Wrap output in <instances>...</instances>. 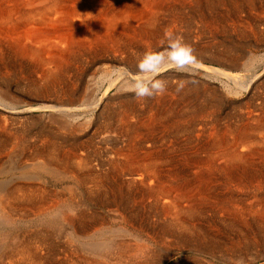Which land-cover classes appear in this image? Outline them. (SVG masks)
<instances>
[{
  "label": "rangeland",
  "instance_id": "374dc122",
  "mask_svg": "<svg viewBox=\"0 0 264 264\" xmlns=\"http://www.w3.org/2000/svg\"><path fill=\"white\" fill-rule=\"evenodd\" d=\"M221 5L222 4H220L219 8L220 12L231 7V5L230 7ZM238 7L241 9L231 7L230 10L225 11L224 13L226 15H223L219 22L220 25L217 27L212 23L213 17H211L212 15L216 16L217 14L214 12L217 11L211 12L205 4L203 5L202 2L197 3L195 0H172V3L166 8L167 10L165 9L166 14L165 12L161 14L160 22L165 25V22L167 23L169 20L168 23L171 22L172 25L168 24L163 27L161 31L162 36L159 37L162 39L163 43L162 41L158 43L159 48L157 47L153 49V47H151L146 49V47H143V44L140 43L142 40L133 39L130 47H128V61L127 59L125 60V58L119 61H111L110 58L107 60L97 58L93 61L94 64L92 62L88 63L91 55L87 54V51L84 52L82 50L80 51V54L74 58L75 60L72 61V64L74 65L72 68L74 71H77V73L80 64H88L87 67H89L86 74L80 77L77 81V87L75 88L74 93H77L79 96L81 90L85 88V84L90 81L88 78L91 73H94L92 85L95 86L97 95L99 90H103L104 82L103 80L98 79V76L102 73L104 68H107L108 72L109 70L111 71L112 69H115V67H122L124 69V76L122 75L123 80L128 81L130 85L123 88H119V85L111 86L101 102L97 101V104H92L93 106L82 107L81 109L78 108L79 111L76 110L78 119L75 121H70L72 118L65 117L63 114H60V116L58 115L59 118L69 120L70 123L66 121L65 124L60 125L58 122L52 121L51 115H53V113L50 110L34 109L27 113H22L20 117L12 116L14 118L13 120L9 119L4 126H0V185L3 187H9L13 184L16 185V183L20 184L26 182L32 185V187L36 185L35 187L38 189V191H35L33 198L34 201L37 202L29 203L27 201L28 204L25 208H21L22 210L20 208H16L17 210L14 209V212L12 211V219L8 220L2 217L1 220L0 218V235L6 236V244L2 250H0V260H3L0 264L23 263L21 257L18 259L20 253L17 255L18 253L15 254V251L12 255L14 257L10 259L8 256L9 249L13 247L15 243L17 244L18 238L26 239L29 237L28 235L35 234L37 230L36 233L40 232L41 229L44 230L45 221L47 222L52 217H56V214H54L55 211L34 208L38 204L50 203L52 200L54 202L56 201V206L59 207H68L73 211L80 210L87 214L93 213V217L90 216L85 218L87 232L90 235H97L100 232H106L108 229L123 225L128 228L130 233L143 238L147 242L149 240V243H152L153 252H156L154 258L150 257L145 260L141 256H136L134 257V260H129L127 264H191L192 262L197 264H264L263 243L258 242V244H262L260 246L257 242L252 241V237L257 233V221L253 219V215L244 213L245 215L239 217V219H233L228 214L224 213L223 210H212L208 207V205H225L230 210L238 211H242V209L249 204H253L255 208L264 207V161L260 160L259 157L254 155L253 164H250V167L247 168V170L250 169V171L246 172L247 174L232 175L233 177H230V175L227 177L222 174V171L217 165L218 162H221L220 159H218V161H215L216 163H214L215 166L212 165V171L210 175L208 174L209 178H201L202 180L198 179L192 183V185L194 184L193 186L199 185L200 190L202 189L206 191V193H209L203 199L204 202H207L205 204L206 207H203L200 210L201 212L197 211L198 215L194 216L199 217L194 218L192 216L190 219L194 220L200 228L203 227L202 229L206 230L208 235H210L209 238H212L213 236L214 239L220 242V247L226 244L228 245L226 242H229V240H238L235 241L233 250H225L228 251L227 253H223L225 255L219 254L220 252H224V249L222 250V248L218 250L215 249V252L218 253H215L214 255L205 251L197 252L189 243L197 240L192 239L187 243L180 237L179 233L184 232L180 231L179 228L173 230L172 233L166 234L163 232V228L166 224L171 223V221L168 216L166 217V215L163 214L161 206L170 204V199L168 196L165 197L161 195H159V199H157L152 191L150 195L149 189L158 183L155 179L151 182L147 179L146 182L141 184L137 179L128 180L130 177L127 174L128 172H135L134 175L138 172H143L137 167V164H134L135 166L133 165L129 169L123 170L122 173L117 174L113 178L109 179V175H106V172L110 170V159L115 158L119 160V157L122 156L121 152L133 139L135 142H143L137 147L139 151L148 149L149 151L161 152L162 155L160 154V158H157V161L163 175H168L169 178H172L174 175L181 178L179 180L181 182L184 180L192 181L196 178L195 176L199 172L206 170V165H209V163L206 164V162H197L192 165V160L196 161L199 159L200 155L203 154V152L199 151V155H196L193 154V151L197 149L196 147L200 145V143H204L208 140L206 137L208 135V128L214 127L215 129V127L223 125L233 126L234 123V125H238L241 121L244 124L252 126V124L255 125L254 123L257 122V119H261L264 116V36L260 34L264 32V0H255L254 5L252 6H247L246 2L243 1L241 7ZM174 10L177 11L175 12ZM171 12L173 13L172 17L177 18L174 21L170 20ZM220 12H217V17L220 15ZM223 19L226 20V24ZM208 29L213 31H211L214 37L213 41L218 43V49L223 48V46L239 47L240 43L242 44V48H250L254 54V61H252L253 64L247 69H231L216 61L209 62L207 60H194V62L205 65L206 67L204 68L188 64L185 61V58L188 60L192 59L187 56L188 53H185L181 49L179 45L180 40H182L183 36L186 34L184 37H187L194 42L212 44L210 42L211 37ZM239 31H243V33L240 35ZM160 55H164L162 59L159 58ZM133 57L135 60H133ZM178 58L182 59V64L179 63L181 60L178 61ZM167 61H171V63L168 64ZM101 63H104V65ZM134 63H138V65L133 68L132 65H134ZM163 63L166 65H163ZM107 64L109 66H107ZM75 66L77 67L74 68ZM211 66L223 68L225 71L233 74L235 77L234 83L228 81L224 74L222 75L220 72L208 68ZM99 67L101 68L99 69ZM131 67L132 69H130ZM156 68L157 72L153 74L152 72L156 70ZM104 78H106V76ZM11 84L13 85V83ZM189 85L200 86L201 90L204 89L203 96L206 97L207 101H211L208 103V105H210L208 106V111L211 114L207 111V113H204L206 117L204 116L201 118V115L203 114L201 113L194 121L196 124L194 127L198 125L203 126L204 131L199 136L192 132L194 131L192 127H190L191 130L184 127V124L188 121V116L178 117L179 132H173L171 135L170 132L166 131V128L161 126L158 122L156 123V127H153V130L150 133H146L141 129L137 131L132 138L128 136L125 130L120 129L121 127L118 125L119 122L117 120L113 121L114 123H104L105 117L113 115L116 112V107L118 108L119 106V99L122 97L128 98L129 100L130 98L135 99L138 97L142 101L137 104V111L141 112V114L138 116V119L137 117L132 116L130 118V122L132 123L141 119L148 120L152 111L156 107L158 108V106L154 105L151 110H146V105L155 104L156 99H164V105L167 106L166 109L170 111L172 110L171 113L178 112V115V106L183 108L185 105V109H189L191 107L190 104L202 107L204 105L202 95L199 97L200 99L193 98V103L192 100L187 101L181 99L183 100V103L185 101L188 103L191 102L190 104L176 103L174 106V100L180 93H178V91L185 88L191 89L192 87ZM170 86L173 87L172 91L169 89ZM12 88L14 87L12 86ZM211 94L215 95L217 100H212L210 97ZM74 96L76 97L77 95ZM20 97L25 100L28 99L29 96ZM32 101L33 104L36 105V100ZM76 103H78L77 105L82 104L80 100H77ZM22 104L23 102L17 103L16 110H21L22 107L26 106ZM168 104H170V106ZM166 109L165 112L170 113V111L167 112ZM40 129H46L49 133L53 134L50 140L54 142L60 153L65 152L70 155L71 152H74L75 154L77 153L78 157L82 156L84 159L88 160L87 162H85V160L83 162L85 167L82 163H79L78 167V165L75 166L76 161L74 162V160H77V157L67 159L71 160L69 161V165L72 169H77L80 177H85L87 175L86 168L90 167L91 169L93 168V171L95 170L94 173H104L108 182L101 186H94L92 185V181L90 183L76 182L71 176V172H68L67 175L59 174V176L56 177L48 174L46 171L34 167V164L40 160L38 157H41L36 156L39 153L38 150L47 149L46 154L53 153L49 145L50 142H47V144L44 140V138L47 139V137L39 135ZM251 138L252 140L258 138L256 140L258 142L260 141L259 139L261 136L255 133ZM49 150L52 153H50ZM138 150L137 152H139ZM185 153H188V156L190 157H188L189 163L183 161L187 160L183 158ZM201 159H203V155L201 156ZM34 160H36L35 163ZM256 161L257 163L262 162L257 164ZM19 166H21V168ZM80 168L83 169L79 170ZM252 169L256 172L258 171L257 174H259H254ZM172 171H178V173H173ZM234 177H236V180ZM258 177L260 178L258 179ZM161 178L162 176H160V181ZM250 179L252 181H250ZM137 183H139V185ZM125 184L128 188L125 187ZM90 185H92V188ZM145 188L149 189L146 190ZM194 192L196 193V191ZM216 195H219L220 197ZM39 197H41V200L35 199ZM18 211L19 213L17 214ZM124 218L126 219L124 220ZM4 219L5 222H7V220L8 222L5 223ZM230 221L231 223H229ZM245 236L252 242L247 244V241L245 242L243 239ZM180 238L183 240L182 242ZM206 238L209 239L208 237ZM37 239L38 238L35 237L34 239L31 238L28 244L30 243L29 245L31 246L34 244V247L32 246L31 248H33L35 253L39 256L43 255L44 260L34 261L31 258H27L25 260L26 262L24 261L26 264H39L40 261V264H76L78 259L82 258L83 249L81 248V245L77 241L67 237V235L60 230H57L53 235L48 237V241L52 243L53 248H49V244L46 245L41 239H39L40 241ZM64 259L67 260L65 261Z\"/></svg>",
  "mask_w": 264,
  "mask_h": 264
},
{
  "label": "bare ground",
  "instance_id": "6f19581e",
  "mask_svg": "<svg viewBox=\"0 0 264 264\" xmlns=\"http://www.w3.org/2000/svg\"><path fill=\"white\" fill-rule=\"evenodd\" d=\"M243 1L246 2L247 6H252L255 3V0H195V2L197 3L202 2L203 5L205 4L211 12H220V4H222L223 6L226 5L228 7H230L231 5V7H234L235 9L239 8L238 6L241 7ZM171 3L172 0H0V126H4L9 119L13 120L14 118L12 116L20 117L22 113H27L28 111H32L34 109L50 110L53 113V115H51L52 121L58 122L60 125L65 124L66 121L70 123L69 120L61 119L58 117V115L60 116V114H63L65 117L72 118V120L70 121H75L78 119V114L76 112L78 108L81 109L82 107L91 106L95 103L97 104V101L101 102L104 99V96L107 94V90L111 86L113 87V85H119V88H123L130 85L128 81L123 80L124 69L122 67H115V69H112L111 71L109 70L108 72L107 68H104L102 73L98 76V79H101L104 82L103 90L101 91L98 88L99 92L97 95L96 88L92 85V78L94 76V73H91L88 78L90 79V81L85 84V88L81 90L79 96L77 93H74L75 88L77 87V81L80 77L86 74L89 67H87L88 64H80V68L77 73V71H74L72 68L74 66L72 64V61H74V58L80 54L81 50L84 52L87 51V54L91 55L88 63H93V61L97 58H103V60H107L110 58L111 61H119L125 58V60L127 59L128 61V47H130L133 39L142 40V42L140 43H142L143 47H146V49H149L151 47H153V49L157 48L159 46L158 43L162 41V39L159 37L162 36L161 31L163 27L171 24V22L168 23V20L167 23L165 22V25H163L162 22H160L161 14L165 12V9ZM230 8L227 10H230ZM227 10L221 11L218 17V13L214 12L217 15L211 16L213 17L212 23H214L218 27L220 25V19L223 17V15H226L224 12ZM172 15L173 13L171 12L170 20L174 21L175 19H177L173 18ZM238 19L240 20L239 17ZM223 21L226 24V20L223 19ZM211 31L209 30V34L211 37L210 42L212 44H201L194 42L193 40L184 37L186 34L183 36V39L180 40L179 45L181 49L185 53H188L187 56L192 59L188 60L185 58V61L188 64L204 68L206 67L205 65L194 62V60H207L209 62L216 61L231 69H247L253 64L252 61H254V54L250 48L244 49L242 48V44L238 42L240 43L239 47L223 46V48L218 49V43L213 41V31ZM239 32L240 35L241 33H243V31ZM260 34L264 36V32ZM163 56L160 55L159 58L162 59ZM133 60H135V58ZM175 60L177 61L176 58ZM178 61H180L179 63H181L182 59L178 58ZM167 63L169 64L171 63V61H167ZM101 64L104 65V63ZM137 65L138 63H134L132 67L134 68ZM163 65L166 64L163 63ZM107 66L109 65L107 64ZM76 67L77 66H75L74 68ZM132 67L130 69H132ZM100 68L101 67H99V69ZM208 68L220 72L222 75L224 74L228 81L234 83L235 77L230 72L225 71L223 68L219 67L217 68L211 66ZM156 72L157 68L152 73L154 74ZM105 76L106 78H104ZM11 83H13V85ZM12 86L14 88H12ZM190 87L192 88H185L181 89V91H178V93H180H177L178 96L174 100V106L176 103L190 104L191 101L189 103L187 102L189 100H192L193 103V98L198 99L202 95V100L204 102V105L202 107L190 104L191 107L189 109H185V105L183 106V108L178 106V115V112L171 113L172 110L170 111L166 109L167 106L164 105V99H156L155 104L146 105V110H151L154 105L158 106V108L156 107L152 111V114L150 115L148 120L141 119L137 120V122L133 121L134 123H132L130 122V118L134 116L138 119V116L141 114V112L137 111V104L142 101L138 97L135 99L130 98V100L128 98L122 97L119 99V106L118 108L116 107V112L114 111L115 113L113 115H109L108 117H105V119L103 117L102 118L104 119V123L107 124L110 122L114 123L113 121L117 120L119 124L117 122L116 123L121 127L120 129L125 130L128 136L132 138V136L141 129L146 133H150L153 130V127H156L157 122L160 123L161 126L166 128V131H169L170 135L173 132H179L178 117L188 116V121L184 124V127H186V129L188 130H191L190 127H192L194 130L192 132H194L195 135L199 136L204 131L203 126L198 125L194 127L196 125L194 121L196 117L201 113H203L201 115V118L205 116L204 113H207V111L209 110L208 106L210 105H208V103H210L211 101H207L206 97L203 96L204 89L201 90L200 86L198 87L197 85H192ZM172 88V86L169 87L171 91L173 90ZM74 95L77 96L75 97ZM20 96L29 97L28 99L24 100L21 99ZM210 97L212 98V100H217L215 95L211 94ZM181 99H185L187 101L183 103V100ZM32 100H36V105L33 104ZM77 100H80L82 104L77 105ZM19 102H23L22 105L26 106L22 107L21 110H16V104ZM170 104L168 105L170 106ZM165 109L167 110V112L170 111V113H166ZM256 123H254L255 125L251 123L252 126H249L242 123L241 121L238 125H234V123L233 126L223 125L215 127V129L214 127L208 128V135L206 136L208 140L204 143H200V145L196 147L197 149L194 148L195 151H193V154L196 155H199V151L203 152V159H201L202 155H200L199 159H197L196 157L197 160H192V165L197 162H206V164L209 163V165H206V170H204L203 172H199L195 176L197 179L195 178L192 181L184 180L181 182L179 181L181 178L174 175L172 176V178H169L168 175H163L157 161L160 158L161 152L151 150L149 151L148 149L139 151L137 147L143 142H135L133 139L123 149V151L121 152L122 156L119 157V160L115 158H111L110 161L108 160L110 170H105L107 171L106 175H109V179L113 178L117 174L122 173L123 170L129 169L134 164H137V167L143 172H138L136 173V175H134L135 172H131L129 170L130 172L127 173L130 176L128 180L137 179V181L141 184L146 182L147 179H149L150 182L155 179V181H157L158 183L150 189L148 188L150 191V195L152 191L157 199H159V195L165 197L168 196V198L170 199V204L163 205V202V206H161L163 214L166 215V217L168 216L171 221V223L166 224V226L163 228V232L166 234L172 233L173 230L179 228L180 231L184 232H178L180 237L187 243L192 239L197 240L189 242L192 245L193 249L197 252L205 251L209 254L214 255L215 253H218L215 252V249L218 250L222 248V250L224 249V252H220L219 254L225 255L223 253L228 252L225 250H233V245H235V241L238 240H229V242H226L228 243V245L226 244L220 247V242L214 239L213 236L212 238H209L210 235H208L206 230L202 229L203 227L200 228L198 224L194 222V220L190 219L192 216L194 217L195 215H198V212H201L200 210L203 207H206L205 204L207 202H204L203 199L209 193H206V191L202 189L200 190L199 185L193 186L194 184L192 185V183H194L198 179L200 180L201 178H209V175L212 171L211 168L215 166L214 163H216L215 161H218V159H220L221 162H218L217 165L222 171V174L226 175L227 177L228 175H230V177L232 175H244V173L250 171V169L247 170V168L250 167V164H253L254 155L259 157L260 160L264 161V116L261 119H257ZM39 133V135L47 137V139L44 138V140L46 143L50 142L49 145L53 153L49 150V152L52 154H46L47 149H44L45 151L43 149L38 150L39 153L37 152L38 154L36 156L41 157H38L40 160H38L36 164H34L36 161L34 160V167L46 171L48 174L56 177L59 176V174L67 175L68 172H71V176L73 177V179H75L76 182L90 183L92 181V185L94 186H101L102 184H106L108 182L107 177L104 175V173H94L95 170L93 171V168L91 169L88 166V168H86L87 175L85 174V177H80L77 169H72L69 165V161L71 160L67 159L77 157V160H74V162L76 161L75 166L79 163H82V165L84 166V160L85 162H87L88 160L84 159L82 156L78 157L77 153L75 154L74 152H71L70 155L69 153L65 152L60 153L58 151L59 149L56 148L54 142L50 140L53 134L49 133L46 129H40ZM255 133L261 136V138L259 139L260 141L258 142L256 141L258 138H255L256 140H252L251 138ZM137 150L139 152H137ZM188 157V153H185L183 155V158L187 160H182L189 163L190 157ZM19 167L21 168V166ZM83 168H80L79 170H82ZM254 169H252V171H254ZM257 172L254 171L253 173L257 174ZM173 173H178V171ZM160 176H162L161 181ZM234 178L236 180V177ZM259 178L260 177H258V179ZM250 181L252 180L250 179ZM205 182L208 183L207 181ZM25 183H16V185L13 184L9 187H3L0 185L1 220L2 217L8 220L12 219L14 212L13 210L16 208H25V206L28 204L27 201L29 203L37 202L33 199L35 191H38L37 187H35L36 185L32 187V185H30L29 183ZM137 184L139 185V183ZM92 185H90L91 188ZM125 187H127V185ZM145 189L148 190L147 188ZM194 191H196V193ZM40 198L41 197L35 199L38 200ZM43 198L45 199L44 196ZM56 203L57 202H54L53 200L50 203H37L38 205L34 207L35 209L42 208L46 211H55L54 214H56V217L54 216L47 222L45 221V229H41L40 232L36 233L38 231L37 230L35 234H33L35 236L28 235L29 237H27L26 239H19L18 236L17 244L15 243V245H13V247L9 249L8 256L10 259L14 257L12 255L15 251V254L18 253L17 255H19L20 253L18 259H20L21 257V260L23 261V263H17L16 261L17 264H26L25 260L27 258H31L34 261L44 260L43 255L39 256L35 253L33 248H31L32 246L34 247V244H32L31 246L29 245L30 243L28 244V242L29 240H31V238L34 239L35 237L38 238L37 240L41 239L44 244H49V248H53L52 243L48 241V237L50 235H53V233L57 230H60L65 235H67V237L77 241L81 245V248L83 249V255L82 258L78 259L76 264H127L129 260H134V257L136 256H141L145 260L150 257H155L154 255L156 252H153L152 243H149V240L147 242L143 238L130 233L126 226L119 225L118 227L112 228L114 232L112 229H108V231L106 232H100L97 235H90L87 232L85 218L90 216L93 217V213L87 214L84 211L80 210L73 211L68 207L63 208L56 206ZM208 207L212 210H223L224 213L228 214L233 219H239V217L245 215L244 213L253 215V219L257 221V233L254 235V237H252V241L257 242V244L258 242H260L264 245V207L255 208L253 204H249L247 207L245 206L242 211L230 210L225 205H208ZM18 213L19 211L17 212V214ZM126 218H124V220ZM229 223H231V221ZM206 237H208L209 239H207ZM5 238L6 236L0 235V250H2V248L6 244ZM182 239L181 242L183 241ZM243 239L245 242L247 241V244L252 242L246 236L243 237ZM2 261L3 260H0V262ZM191 264L197 263L192 262Z\"/></svg>",
  "mask_w": 264,
  "mask_h": 264
}]
</instances>
